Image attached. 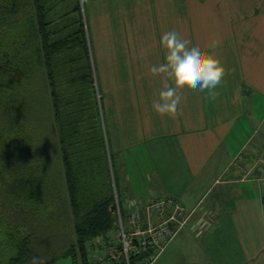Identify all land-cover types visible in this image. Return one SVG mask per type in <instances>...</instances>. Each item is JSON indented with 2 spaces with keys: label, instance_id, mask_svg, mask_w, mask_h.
Listing matches in <instances>:
<instances>
[{
  "label": "crops",
  "instance_id": "1",
  "mask_svg": "<svg viewBox=\"0 0 264 264\" xmlns=\"http://www.w3.org/2000/svg\"><path fill=\"white\" fill-rule=\"evenodd\" d=\"M83 5L119 192L172 197L188 214L150 264H264V0ZM173 27L218 42L209 50L225 75L214 97L182 82L184 107L158 112L152 100L169 78L150 68Z\"/></svg>",
  "mask_w": 264,
  "mask_h": 264
},
{
  "label": "trees",
  "instance_id": "2",
  "mask_svg": "<svg viewBox=\"0 0 264 264\" xmlns=\"http://www.w3.org/2000/svg\"><path fill=\"white\" fill-rule=\"evenodd\" d=\"M7 1H10L12 24L15 17L25 20L18 32L21 41L29 40L34 48L32 59L21 54L22 46L3 50L6 65H0V75L8 67L11 71L7 75L21 82L26 74L22 69L38 65L45 92V137H33L27 131L28 134L16 138L14 124L2 113L0 104V158L11 167L17 162L21 171L13 180L15 172L10 170L14 173L9 176L10 194L15 202L8 206L10 210L2 212L5 242L0 249L7 256V264H53L55 256L45 257V249L38 252L36 245L37 228L45 207L52 224L55 228L60 225L66 237L56 248L61 255L71 257L73 264H93L87 243L107 235L114 227L109 208L113 202L112 177L119 192L113 159L108 150L102 152V145L98 155L97 149L91 150V154L85 151L72 154L68 149L51 66V58L60 51L61 44L48 42L45 0ZM123 263L120 260L116 264Z\"/></svg>",
  "mask_w": 264,
  "mask_h": 264
},
{
  "label": "rangeland",
  "instance_id": "3",
  "mask_svg": "<svg viewBox=\"0 0 264 264\" xmlns=\"http://www.w3.org/2000/svg\"><path fill=\"white\" fill-rule=\"evenodd\" d=\"M46 3L44 14L48 42L61 44L60 51L51 58V66L68 149L72 154L82 151L91 154V150L97 149L98 155L102 145V152L106 153L102 92L92 63L90 29L83 0H46ZM9 4L10 1L0 0V26H3L0 28V65H6V57L2 54L5 49L7 52L22 46L21 54L25 58L32 59L33 56L34 44L29 40L21 41V35L18 33L22 30L25 20L15 17V23L12 24ZM37 66L35 64L23 68L26 74L21 82L7 75L11 71L8 67L0 75L1 111L11 119L10 124L13 122V133L18 139L21 135L28 134L27 131L33 137H45V92ZM13 163L12 167L8 166L0 158V248L5 242L4 228L1 225L2 212L10 210L8 206H13L15 202L10 194L9 176L14 175L10 170L15 172L13 180L21 173L17 162ZM119 196L124 206L125 197L129 194L119 192ZM30 206L32 207V204ZM43 208L41 224L37 228L38 252L45 249V257L55 256L53 264H73L71 257L61 255L59 249H56L66 237L62 235L60 225L55 228L45 213V207ZM107 235H113L112 231ZM94 240L95 238L87 243L89 260L92 262L95 252L89 247ZM6 257L3 248L0 249V264H7Z\"/></svg>",
  "mask_w": 264,
  "mask_h": 264
},
{
  "label": "built area",
  "instance_id": "4",
  "mask_svg": "<svg viewBox=\"0 0 264 264\" xmlns=\"http://www.w3.org/2000/svg\"><path fill=\"white\" fill-rule=\"evenodd\" d=\"M264 160V154H263ZM112 175V174H111ZM113 235L95 237L93 264H150L173 240L188 218L181 203L167 196L127 198L123 206L113 177ZM156 215L157 221L152 217Z\"/></svg>",
  "mask_w": 264,
  "mask_h": 264
},
{
  "label": "clouds",
  "instance_id": "5",
  "mask_svg": "<svg viewBox=\"0 0 264 264\" xmlns=\"http://www.w3.org/2000/svg\"><path fill=\"white\" fill-rule=\"evenodd\" d=\"M161 44L166 49L164 62L153 64L150 72L156 76L166 75L163 87L152 100L153 108L162 112L169 108L180 110L184 107V88L182 82L191 80L200 90H208L214 97V89L221 83L225 68L219 57L209 49L218 42L209 45L204 39L194 37L186 29L173 27L161 36Z\"/></svg>",
  "mask_w": 264,
  "mask_h": 264
},
{
  "label": "water",
  "instance_id": "6",
  "mask_svg": "<svg viewBox=\"0 0 264 264\" xmlns=\"http://www.w3.org/2000/svg\"><path fill=\"white\" fill-rule=\"evenodd\" d=\"M109 208H110V210H112V206H110Z\"/></svg>",
  "mask_w": 264,
  "mask_h": 264
}]
</instances>
